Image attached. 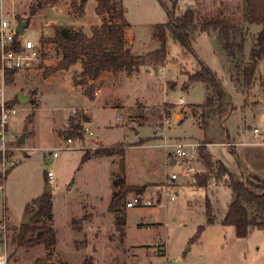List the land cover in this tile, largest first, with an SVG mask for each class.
<instances>
[{
    "label": "rangeland",
    "instance_id": "374dc122",
    "mask_svg": "<svg viewBox=\"0 0 264 264\" xmlns=\"http://www.w3.org/2000/svg\"><path fill=\"white\" fill-rule=\"evenodd\" d=\"M76 1L59 0L56 6L30 17L31 0H0V21L8 20L17 26L19 21L30 19L24 38L34 43L41 37L50 39L54 26H73L90 35L91 26L101 24L95 12L97 3L88 0L85 14L80 17L74 12ZM243 1L179 0L177 14L191 7L209 15L222 9L225 17L243 24L244 60L251 61L261 26L243 21ZM122 2L135 41L131 52L142 56L156 51L159 43L153 40L154 26L168 22L166 10L159 0ZM194 33L191 51L168 39L166 64L144 65L131 79L127 73L104 78L103 87L110 89L95 101L78 90L72 91L70 76L68 85L65 78L55 84L45 83L54 74L47 76L46 71L56 67V55L49 51L48 43L43 44L47 52L41 62L31 69L10 70L0 61V101L18 108L9 123L6 154V162L14 164L4 169L0 163V175L10 172L5 180L0 179V225L7 227L0 228V260L13 255L12 264H31L46 255L45 246L18 249L14 235L27 216L28 204L50 193L57 231L53 261L57 264H85L87 260L92 264H264V227H252L249 236L240 239L233 226L222 224L234 200L233 192L223 183L207 189L193 188L189 185L194 180L191 183L180 178L174 189L175 201L165 199L163 206L125 207L123 233L117 230L116 215L109 211L117 177L143 190L145 198L155 200L167 184L168 175L183 172L177 165L166 166L163 137L198 143L231 172L241 174L244 170L264 178V61L257 79L246 89L238 73L240 68L233 70L219 40L210 33ZM202 67L217 73L232 104L222 119L211 112L206 130L200 128L201 111L193 106L204 104L212 90L200 82L189 83V76ZM7 71L17 72L11 84L5 81ZM39 92L41 105L32 100H37ZM19 94L31 100L20 104ZM73 109H87L83 126L94 133V139L84 136L76 141L78 138L71 135L74 141L71 150H66V125L72 120ZM25 127L27 140L21 145L18 139ZM99 148L112 149L115 155L83 162L85 154ZM57 150L59 156L53 158ZM199 167L205 173L203 162ZM49 172L53 178L48 177ZM134 194L137 192L127 193V202ZM207 200L213 209L212 223H208ZM89 214H93L90 220H82ZM74 221L77 228L83 224L80 234L73 227ZM199 227L204 230L191 243ZM80 236H87L89 241L81 240L77 246L82 248L77 249L74 244ZM87 242L93 244L84 247L82 244Z\"/></svg>",
    "mask_w": 264,
    "mask_h": 264
},
{
    "label": "trees",
    "instance_id": "16d2710c",
    "mask_svg": "<svg viewBox=\"0 0 264 264\" xmlns=\"http://www.w3.org/2000/svg\"><path fill=\"white\" fill-rule=\"evenodd\" d=\"M83 0L79 5L78 0L73 4L74 12L82 17L85 13ZM97 3L95 12L101 17L100 25L91 26V34L83 29L72 26H54L53 37L40 41L44 44H53L61 54V60L55 68L46 71L50 75L58 71H68L80 63L82 72L74 77V84L85 86V94L91 98L94 94V86L90 82H96L104 73L117 76L127 73L129 77L139 71L144 65L166 64L169 50L168 39L172 38L179 42L187 50H192L191 36L194 32L210 33L219 40L224 53L232 64L233 70H238L242 76L245 88L249 89L259 69L260 63L264 61V0L243 1V21L251 25L261 26L256 38V46L252 50L251 61L244 60L245 29L243 24L232 22L225 17L221 9L216 15L200 14L195 8H188L177 14L179 0H159L166 10L169 20L164 24L154 26L153 40L159 43V48L147 55L137 56L127 46L126 30L130 28L126 20V10L122 0H95ZM59 0H31L30 17L43 11L49 6H56ZM30 24V19L27 20ZM16 71H7L5 81L13 83ZM203 83L211 92L208 93L206 101L202 105L193 106L200 110L199 123L202 130L207 129L210 113H217L221 119L232 109L230 95L226 92L216 72L207 67H202L196 73L189 76V83ZM17 102V100H15ZM85 117L81 116L70 121V126L65 131L67 137L75 136L83 139V124ZM115 152L109 148H99L92 154H85L83 162L96 157H112ZM200 156L205 165V173L196 177V181L189 185L193 188L207 189L212 184L223 183L234 194V200L229 204L222 224L233 226L236 236L245 239L250 234L252 227H264L261 214H264V178L244 170L241 174L231 172L220 160H215L206 147L200 148ZM1 162V156H0ZM5 174L4 180L8 174ZM2 179V175H0ZM114 191L109 205V211L116 215V226L120 233L126 226L123 209L126 207V195L128 192L136 191L142 194L143 190L128 186L125 180L117 177L114 183ZM118 190H117V189ZM161 199L162 192L157 194ZM38 210L36 216L28 225L15 229L14 242L18 249L31 250L45 246L48 252L44 257L36 259L31 264H57L53 261V250L57 244V234L52 225L53 201L50 193H44L37 199L32 200L27 206V213ZM211 202L207 200L208 223L213 222ZM250 210H254L250 214ZM256 215H258L256 218ZM259 220H262L259 222ZM204 230L199 227L198 232L191 243L195 241ZM164 251L160 254L163 255ZM13 255L7 257V264H12ZM85 264H92L88 260Z\"/></svg>",
    "mask_w": 264,
    "mask_h": 264
},
{
    "label": "built area",
    "instance_id": "2783aa9c",
    "mask_svg": "<svg viewBox=\"0 0 264 264\" xmlns=\"http://www.w3.org/2000/svg\"><path fill=\"white\" fill-rule=\"evenodd\" d=\"M17 27L18 25L14 26L8 20L0 21V61L4 68L7 67L10 70H28L41 62L43 54L47 52V49L41 41L34 43L32 40L24 38V35H19ZM17 113L18 108L15 106L8 107L5 100L0 101V156L2 162L0 163L4 169H7V164H14L6 162V154L9 151V123L12 116H15ZM85 115H87V109L72 110V119L74 120ZM69 126L70 123L66 125L67 128ZM156 131L163 132L160 128H156ZM254 132L258 133V130L255 129ZM83 133L84 136L88 137L90 140L94 139V133L89 128L83 126ZM65 139L64 149L71 150L74 139L67 136ZM163 139L165 141L163 148L166 151V166L177 165L183 168V172L181 174L172 173L168 175L167 184L161 189V199H159L158 196L154 200L152 198H145L140 194H134L126 203L127 209L163 206L165 199L175 201L177 193L174 189L177 186L176 183H180V178L188 179L192 183L193 180L196 181L197 176L204 173V170L199 167L200 163H202L200 144L186 143L180 140L173 141L168 137H163ZM81 140L82 139L78 138L76 141ZM58 151L59 150L53 153V158L59 156ZM53 176V173H48L49 178ZM4 177L5 175H2L3 180ZM0 228L6 229L7 227L0 225ZM5 257V260H0V264H7V256L5 255Z\"/></svg>",
    "mask_w": 264,
    "mask_h": 264
},
{
    "label": "crops",
    "instance_id": "0c3cea01",
    "mask_svg": "<svg viewBox=\"0 0 264 264\" xmlns=\"http://www.w3.org/2000/svg\"><path fill=\"white\" fill-rule=\"evenodd\" d=\"M85 14V13H84ZM102 20V19H101ZM102 22V21H101ZM73 27V26H72ZM53 37V34L50 36V37H48V38H52ZM126 40H127V46L131 49L132 48V46L135 44V41H134V37H133V35L132 34H130V32H129V29H127L126 30ZM49 45H50V47H49V51L50 52H52V53H54L55 55H56V64H54V65H56L57 66V64H58V62L61 60V54H60V52L58 51V49L53 45V44H51V43H48ZM51 65V64H50ZM53 66V65H52ZM82 72V65L80 64V63H78L77 65H75V66H73L70 70H68V71H58V73L57 74H52V75H50V77L48 78V79H46V82L45 83H49V84H55L56 82H60V81H64L65 79H66V81H65V83L68 85V77L70 76V80H71V83L73 82V85L71 84V86H69L70 87V89L72 90V91H76V90H78V91H80L82 94H84L85 96H86V94H85V91H86V89H84L85 88V86H80V85H75L74 84V77H76L77 75H79L80 73ZM110 75H112V74H110V73H104V74H102V76L99 78V80L98 81H96V82H93V83H95V85H94V94H93V96L91 97V98H89L88 96V99L90 100V101H95L97 98H99L100 97V95L102 94V93H104L105 91H107V90H109L110 88H108V87H103V83H101L102 82V80L104 79V78H106V77H108V76H110ZM114 76V75H113ZM134 76V75H133ZM133 76H131L130 77V79L131 78H133ZM57 78H59V80H57ZM63 78H65V79H63ZM92 83V84H93ZM113 87V86H112ZM111 87V88H112ZM25 96V95H24ZM30 99H29V101L31 100V97L30 96H28ZM32 100L35 102H37L38 101V103L41 105V103H42V98H41V93L39 92V94H37V100H34V97L32 98ZM92 119H93V115H92ZM64 125V124H63ZM62 128H63V126H62ZM61 128V129H62ZM61 129H59V131L61 130ZM98 139V138H97ZM26 140H27V137H26ZM26 143V142H25ZM54 177V176H53ZM52 177V178H53ZM109 213V212H108ZM109 214H111V213H109ZM89 216V217H88ZM93 217V214H89V215H86V216H84L83 217V219L82 220H90L91 218ZM76 221H74V223H75ZM52 225H53V227H54V216H53V222H52ZM73 227H76L77 228V224L75 223V226H73ZM55 229V228H54ZM77 230L79 231V234L81 233V232H83V224L80 226V228L78 227L77 228ZM55 231H56V229H55ZM56 234H57V231H56ZM84 237V238H83ZM88 240L87 239V236H80V240H77V241H75V246H76V248L77 249H80V248H82V247H79V246H77V245H79V244H81V240ZM89 241V240H88ZM112 241V240H111ZM92 245L93 244V242L91 243H89V242H87V243H83L82 245L84 246V247H87L88 245ZM57 245V244H56ZM48 252V251H47Z\"/></svg>",
    "mask_w": 264,
    "mask_h": 264
},
{
    "label": "water",
    "instance_id": "95a60500",
    "mask_svg": "<svg viewBox=\"0 0 264 264\" xmlns=\"http://www.w3.org/2000/svg\"><path fill=\"white\" fill-rule=\"evenodd\" d=\"M78 4L80 5L81 4V0H78ZM29 26V24L27 22H24V21H19L18 23V27H17V32L19 35H24V32H25V29ZM93 82H90V85H92ZM17 99L19 101L20 104H26L29 102V97L28 96H24L23 94H19L17 96ZM27 131H28V128L25 127L24 128V131H23V134L20 136V138L18 139V143L23 145L25 144L26 142V137H27ZM38 210H35L33 212H28L27 213V216L24 220V222L22 223L23 225H28L30 224L31 220L33 219V217L36 216Z\"/></svg>",
    "mask_w": 264,
    "mask_h": 264
}]
</instances>
